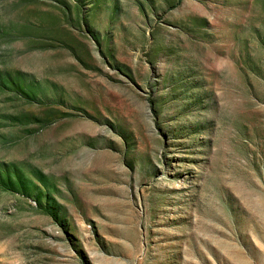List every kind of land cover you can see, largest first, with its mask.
<instances>
[{
    "label": "rangeland",
    "instance_id": "rangeland-1",
    "mask_svg": "<svg viewBox=\"0 0 264 264\" xmlns=\"http://www.w3.org/2000/svg\"><path fill=\"white\" fill-rule=\"evenodd\" d=\"M0 264H264V0H0Z\"/></svg>",
    "mask_w": 264,
    "mask_h": 264
}]
</instances>
